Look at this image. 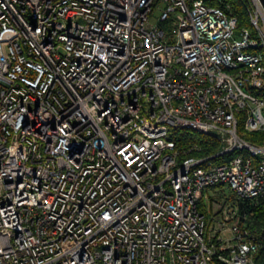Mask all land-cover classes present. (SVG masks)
<instances>
[{
  "label": "built area",
  "instance_id": "1",
  "mask_svg": "<svg viewBox=\"0 0 264 264\" xmlns=\"http://www.w3.org/2000/svg\"><path fill=\"white\" fill-rule=\"evenodd\" d=\"M246 2L242 28L209 0H0V264H257L264 6Z\"/></svg>",
  "mask_w": 264,
  "mask_h": 264
},
{
  "label": "trees",
  "instance_id": "2",
  "mask_svg": "<svg viewBox=\"0 0 264 264\" xmlns=\"http://www.w3.org/2000/svg\"><path fill=\"white\" fill-rule=\"evenodd\" d=\"M246 0H209L211 6L221 7L229 12L234 13L239 18L240 27H249L250 21L248 17V10ZM248 139L255 144L264 143V132L250 133L247 135ZM171 141L181 150H187L190 147L197 145L201 149V153L196 156H212L219 152L220 144L213 138L191 130L171 129ZM234 153L232 156H236ZM187 158L186 155L181 157ZM216 162L223 163V160L216 159ZM232 197V196H231ZM240 212L243 214V201H240ZM249 215L257 224L261 226L259 237L262 242V247L257 257V264H264V197L257 199L253 204L246 205L244 211Z\"/></svg>",
  "mask_w": 264,
  "mask_h": 264
},
{
  "label": "water",
  "instance_id": "3",
  "mask_svg": "<svg viewBox=\"0 0 264 264\" xmlns=\"http://www.w3.org/2000/svg\"><path fill=\"white\" fill-rule=\"evenodd\" d=\"M261 2H262V4H263V6H264V0H261Z\"/></svg>",
  "mask_w": 264,
  "mask_h": 264
}]
</instances>
